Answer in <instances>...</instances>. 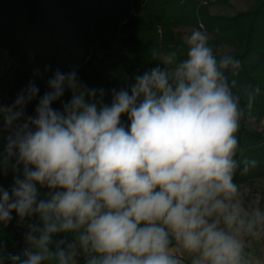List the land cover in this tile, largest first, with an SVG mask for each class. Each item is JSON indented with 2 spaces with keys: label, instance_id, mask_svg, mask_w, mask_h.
Wrapping results in <instances>:
<instances>
[{
  "label": "clouds",
  "instance_id": "clouds-1",
  "mask_svg": "<svg viewBox=\"0 0 264 264\" xmlns=\"http://www.w3.org/2000/svg\"><path fill=\"white\" fill-rule=\"evenodd\" d=\"M210 39L201 25L151 48L155 66L110 103L76 70L0 103V165L15 173L0 185V224L32 221L22 253L0 242V264H264V204L236 180L258 165L239 132L260 87L245 104L241 61Z\"/></svg>",
  "mask_w": 264,
  "mask_h": 264
},
{
  "label": "trees",
  "instance_id": "trees-1",
  "mask_svg": "<svg viewBox=\"0 0 264 264\" xmlns=\"http://www.w3.org/2000/svg\"><path fill=\"white\" fill-rule=\"evenodd\" d=\"M230 0H0V103L11 105L30 83L39 95L59 70H76L81 83L103 88L110 103L113 89L128 88L138 74L155 66L150 49L167 51L180 45L181 29L203 25L219 53L241 61L237 89L246 104L244 89L260 87L251 114L239 132L243 156L258 161L248 174H237L238 183L264 178V132L251 124L264 120V0H254L248 10L233 15L213 14L212 6ZM219 28L217 32L216 29ZM228 48L227 52H219ZM71 98L66 90L53 104L62 110ZM39 97L27 106L35 115ZM127 124V118L124 117ZM7 132L0 137V153ZM15 173L0 165V185L9 189ZM44 191V190H42ZM16 214L0 224V242L6 253L25 248L28 223Z\"/></svg>",
  "mask_w": 264,
  "mask_h": 264
},
{
  "label": "rangeland",
  "instance_id": "rangeland-1",
  "mask_svg": "<svg viewBox=\"0 0 264 264\" xmlns=\"http://www.w3.org/2000/svg\"><path fill=\"white\" fill-rule=\"evenodd\" d=\"M254 3V0H230L229 5H215L212 6L210 9L213 14H226V15H233L236 11H245L250 8V6ZM191 31V28H182L181 32L183 33V37L189 34ZM228 48L220 49L219 52H227ZM254 128H257L258 131L264 132V120H262L260 123H254L251 124ZM242 185L247 186L251 192L252 196H249L247 199L254 198V195L256 193L259 194L261 198V203L264 204V178H256L248 183H244ZM260 246L258 244H253V248H259Z\"/></svg>",
  "mask_w": 264,
  "mask_h": 264
}]
</instances>
